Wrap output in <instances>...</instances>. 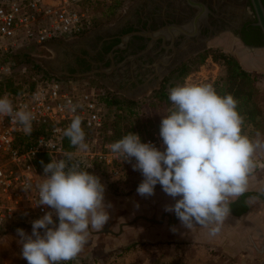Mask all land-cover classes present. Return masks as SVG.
<instances>
[{"label": "clouds", "instance_id": "clouds-1", "mask_svg": "<svg viewBox=\"0 0 264 264\" xmlns=\"http://www.w3.org/2000/svg\"><path fill=\"white\" fill-rule=\"evenodd\" d=\"M168 100V113L159 125L161 147L128 132L108 148L122 162L135 160L133 170L143 177L136 190L140 196L154 195L159 184L175 201L165 211L173 212L186 229L202 227L215 236L230 215L231 203L248 191L249 177L258 166L255 153L264 150V140L260 133L256 139L244 133L239 101L230 93L220 95L212 84L186 80L168 89ZM77 107L68 102L70 112ZM0 115L31 135L35 117L26 106L16 109L7 95L0 96ZM63 136L78 151L88 150L79 116L71 120ZM91 166H82L73 152L43 165L42 179L35 184L36 205L51 210L32 221L30 234L17 229L27 264H69L83 251L92 232L102 230L109 221L111 205L105 203V185L87 171ZM32 188L29 182L24 190Z\"/></svg>", "mask_w": 264, "mask_h": 264}, {"label": "built area", "instance_id": "built-area-1", "mask_svg": "<svg viewBox=\"0 0 264 264\" xmlns=\"http://www.w3.org/2000/svg\"><path fill=\"white\" fill-rule=\"evenodd\" d=\"M112 0H0V85L18 69L17 53L37 45L58 40H73L92 30L97 22L96 9ZM34 81L32 89H24L17 95L5 93L14 108L26 106L34 115L33 131L44 129L27 147L17 145V137L25 134L22 127L7 116L0 115V235L11 229L32 225V221L50 211L46 206H37L38 193L35 184L42 179L43 158L46 154L63 156L65 152L63 131L75 116L98 135L104 124L105 103L99 92L89 87H78L48 73L27 71ZM71 84L73 90L65 84ZM103 91V90H102ZM0 95V96H3ZM78 105L75 112L68 110V102ZM26 135V134H25ZM99 136V135H98ZM95 136L86 142L85 152L74 149V159L94 173L98 165L108 170V185L122 179L124 171L135 163L122 162L110 152L108 146ZM158 148L162 145L159 131L141 138ZM257 168L254 174L264 169V158L254 157ZM31 182V191H25ZM55 219V217H54ZM12 231V230H11ZM69 264H82L71 261Z\"/></svg>", "mask_w": 264, "mask_h": 264}, {"label": "flooded vegetation", "instance_id": "flooded-vegetation-1", "mask_svg": "<svg viewBox=\"0 0 264 264\" xmlns=\"http://www.w3.org/2000/svg\"><path fill=\"white\" fill-rule=\"evenodd\" d=\"M192 1L141 0L126 20L102 31L95 28L73 42L56 41L66 48L58 58L59 78L90 73L107 89L137 100L165 88L170 76L180 75L208 52L211 41L224 50L242 52L247 55L244 62L251 65L254 59L264 70V52L254 56L246 50V46H264L252 0ZM17 241L10 238V247H0L1 264L20 261Z\"/></svg>", "mask_w": 264, "mask_h": 264}, {"label": "crops", "instance_id": "crops-1", "mask_svg": "<svg viewBox=\"0 0 264 264\" xmlns=\"http://www.w3.org/2000/svg\"><path fill=\"white\" fill-rule=\"evenodd\" d=\"M251 65H256L254 59ZM102 173L98 175L105 185V203L111 205L110 219L89 236V247L76 258L82 264H264V169L249 177L248 191L231 203L230 215L215 236L202 227L190 231L165 211L175 201L159 184L154 195L140 196V172L131 188L123 180L108 185V174ZM96 247L106 259L95 256Z\"/></svg>", "mask_w": 264, "mask_h": 264}, {"label": "trees", "instance_id": "trees-1", "mask_svg": "<svg viewBox=\"0 0 264 264\" xmlns=\"http://www.w3.org/2000/svg\"><path fill=\"white\" fill-rule=\"evenodd\" d=\"M22 55L23 59L26 57L28 61L32 62V67L34 70L40 68V70L46 72L39 62H37L30 55H26V53L23 51L17 53L18 63L21 62L20 58ZM220 57L222 59H220L221 64L226 69V74L224 77H219L216 80L214 88L220 95L230 93L239 101L238 111L244 117L245 121L243 129L246 127H251L256 130L262 128L264 124L262 123V119L264 117V91L259 84L258 75L252 74L251 72L244 69L240 62L233 56L220 55ZM23 59L22 61H24ZM187 69L188 68L186 67L183 73H188ZM186 73L184 74L185 76L187 75ZM183 81L181 84H183ZM33 87L34 81L29 76L20 77L17 73H15L0 85V95L5 93L17 95L24 89H32ZM171 87L172 86H170V88ZM168 89L169 88L165 87L159 91H155L154 96L145 107H147V109H149L151 112L157 111L158 115H167L168 109L170 107V101L168 100ZM98 92L100 100L104 101L105 103L103 110L104 124L98 134L102 138V142L105 147H107L112 142L119 140L128 132L139 134V136L143 138L152 135L156 131H159V128L150 129L152 124L151 117H146L147 121H142V123L136 121L134 117L139 115L140 110L136 111L134 107L139 105L138 101L129 98L120 99L115 93H110L108 91L99 90ZM139 107L140 109H144L143 106ZM110 110L114 111L113 117L111 118L109 117ZM82 127L86 134V142H90L95 136H97L95 131L87 128L83 121ZM43 131L44 129L37 128L32 131L31 135L20 134L17 137V145L20 148L27 147ZM63 148L68 152L75 149L70 146L69 140L66 137L63 143ZM42 158L43 165H46L47 163L51 162L52 158L59 159L63 158V156L46 154L42 156ZM100 171L103 172L102 174H104V176L107 175H105V168L102 165H98L96 171L93 174L97 175L99 178H102L98 175L100 174ZM129 172L137 173L139 171H135L133 168L132 170H129L128 168L124 171L122 178L124 179V176H128ZM15 230L16 229H14V231L12 230L13 233L16 232Z\"/></svg>", "mask_w": 264, "mask_h": 264}, {"label": "rangeland", "instance_id": "rangeland-1", "mask_svg": "<svg viewBox=\"0 0 264 264\" xmlns=\"http://www.w3.org/2000/svg\"><path fill=\"white\" fill-rule=\"evenodd\" d=\"M141 0H112L110 3H108L107 5L104 6H99V8L97 9V13H98V19L96 22V25L93 29L97 28L102 30L107 29L112 23H114L115 21H119V20H126L131 16V13L133 11V8L138 5V3ZM110 4V5H109ZM90 30L89 33H91ZM75 40V39H73ZM73 40H70L73 42ZM69 41V40H66ZM210 48L208 50V52L203 55L198 57L192 64H190L187 68L188 73H186L187 75L185 76L183 73L182 75H173L170 76L167 80H166V88H170V86L174 87L177 84H181L182 81L183 83L187 80L190 83H194V84H204V83H209L212 84L213 86L215 85L216 80L220 77H224L226 74V69L225 67L221 64V57L220 55H230L235 57L240 64L242 65V67L244 69H246L247 71L251 72L252 74H257L259 77V84L262 88V90L264 91V71H261L260 68H257L256 65H250L248 64V62H244V57L246 58L247 55H242L241 53H236L235 50H224L221 46H218L217 43H214V41L210 42ZM66 49V48H65ZM64 47L63 46H59L58 44H55L54 46L50 47V48H41L37 45L31 46L29 48H26L23 50L24 53H26V55H30L31 57H33L37 62H39L42 66L43 70H40V68H38L37 70H34V68L32 67V62L28 61L26 59V57H24L23 59V55L20 58L21 62H19L18 65V69L16 71V73L18 74V76L22 77H27L28 72H25V68H27V71H30V69H33V71L35 73L41 74V73H48L50 75H52L48 69H46L42 63L40 62V59L42 57H51V58H57L60 57L62 55V53L64 52ZM264 52V50H263ZM244 54V53H243ZM255 56V54H254ZM22 59L24 61H22ZM222 60V59H221ZM253 66V67H252ZM25 73V74H23ZM53 76V75H52ZM185 77V79H184ZM68 83H73V85L80 87H89L91 89H96L97 91L99 90H103V91H108L110 93H115L120 99L123 98H127L125 97L121 92H113L109 89H107L106 87L102 86L101 83H98L96 80H94L91 77H83V78H69L65 79ZM66 83L65 86H67L66 88L69 90H73V86L71 84ZM155 92H148L146 93V95L144 96H140L137 98L136 101L139 102V105L134 107V109H136V111H139V115L135 116L134 118L136 119V121H138L139 123H142V121H147L146 117H151V128L150 129H156L159 128V124L161 122L162 116L158 115L157 111H153L151 112L149 109H147L148 103L150 102V100L152 99V97L154 96ZM139 106H143L144 109H140ZM152 109V108H151ZM149 110V111H147ZM144 111V112H143ZM113 112L112 110L109 111V117H113ZM143 112V113H142ZM140 118V119H139ZM262 123H264V117L262 119ZM141 128V127H140ZM139 128V129H140ZM254 128L251 127H246L243 129L244 133L247 134L250 138L256 139L257 138V133H260L259 138L261 140H264V124L263 127L256 130ZM98 136V135H97ZM100 141H103L102 138L100 136H98ZM255 157H260V158H264V150H257V152L255 153ZM129 170H132L129 169ZM139 172H129L128 176H124V179L122 178L123 181L126 182L127 185L130 186V184H134V186L136 185L135 183L137 181H139ZM134 181V182H131ZM124 182V183H125ZM131 188V186L129 187ZM127 188V189H129ZM17 229H23L25 232L27 233H31V229H32V225L26 226V227H19ZM17 229L15 230L16 232L13 233V231L10 230L9 233H5L4 232L0 235V247L1 248H8L10 247V245L8 242V239L10 238H16V240H18L14 245L17 247L16 250L20 251V257H21V244L19 243L20 237L17 234ZM89 247L85 245V248ZM137 248V247H136ZM83 251H85L83 249ZM82 251V252H83ZM104 251L102 249H98L96 247V252H95V256L96 257H102L105 258L106 255L103 254ZM106 259V258H105ZM78 259L74 260V262H77ZM107 264V261H105ZM82 263V262H81ZM1 264V263H0ZM16 264H27V261L25 259H20V261Z\"/></svg>", "mask_w": 264, "mask_h": 264}, {"label": "water", "instance_id": "water-1", "mask_svg": "<svg viewBox=\"0 0 264 264\" xmlns=\"http://www.w3.org/2000/svg\"><path fill=\"white\" fill-rule=\"evenodd\" d=\"M252 2L254 4V9H255L256 15H257V23L256 24L261 28L262 33L264 35V3L262 0H252ZM193 3L194 2L192 1V4ZM197 19H198V17H197ZM50 43H52V42H50ZM246 50L248 51V53L254 54V52H256V51H263L264 46L263 47L246 46ZM58 58L59 57H57L56 59L51 58V57H42L40 59V62L42 63V65L46 69H48V71L52 75L59 77L62 74V71H61V69L57 68V66H59V59ZM74 77H90V73H77L74 75ZM173 218H177L174 213H173Z\"/></svg>", "mask_w": 264, "mask_h": 264}, {"label": "bare ground", "instance_id": "bare-ground-1", "mask_svg": "<svg viewBox=\"0 0 264 264\" xmlns=\"http://www.w3.org/2000/svg\"><path fill=\"white\" fill-rule=\"evenodd\" d=\"M67 43V42H66ZM258 51L254 52V54H256ZM250 62V61H249ZM132 63V62H131ZM157 68V67H156Z\"/></svg>", "mask_w": 264, "mask_h": 264}]
</instances>
